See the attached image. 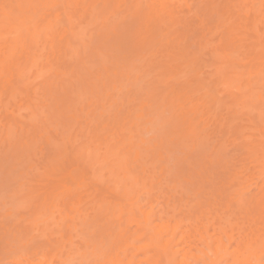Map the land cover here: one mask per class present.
I'll list each match as a JSON object with an SVG mask.
<instances>
[{
  "label": "rangeland",
  "instance_id": "1",
  "mask_svg": "<svg viewBox=\"0 0 264 264\" xmlns=\"http://www.w3.org/2000/svg\"><path fill=\"white\" fill-rule=\"evenodd\" d=\"M9 1L0 0V7L6 12L11 10ZM254 1L169 0L166 3L173 25L181 30L182 36L185 33L187 37L191 32L188 36L189 43H194L190 48L194 66L189 80L204 78L203 84L197 85L199 91L186 92L181 99L172 91L186 89L189 83H185V78H177L172 67H167L162 56H166L168 47L153 50L152 44L139 45L136 25H132L137 14L146 17L151 13L147 8L149 0H59L51 11H38L41 15L35 18L40 29L36 44H18L33 32L32 25H24L18 28L20 37L13 49L7 47L14 33L10 32L11 26L4 24L0 31V64L6 70L12 65L20 69L12 67L9 76L4 74V69L0 75V264H14L20 257L31 264H40L42 254L48 260L53 259V264H131L133 261L146 264L153 252L146 250L136 255L134 248L147 246L153 240L164 243L167 237L156 234L155 224L160 228L175 224L179 212L188 210L196 215L209 211V218L216 217L218 242L221 239L225 249L240 240L239 232L261 236L253 245L264 239L262 222L254 226L251 220L260 209V203L254 207L251 198L257 193V185L264 190V167L257 164L254 153L246 152L253 143L258 144L256 140L264 132V80L248 81L245 65L250 55L248 45L252 44L251 48L256 50L260 42L264 43V7L253 9ZM224 4H233L239 18L232 9L222 11L220 16L211 11L213 5L221 8ZM56 14L63 17L67 14L69 21L62 17L59 23L48 25ZM252 26L257 31L255 38L249 32ZM49 29L55 41L56 34L64 32L61 37L64 44L56 45L57 40L53 50L48 49V40L43 43ZM125 35L129 36L130 46L134 44L137 49L139 46L138 50L132 46L136 52L133 51V58L126 52L131 47L109 51L116 38H126ZM239 37L245 39L244 50L239 47ZM96 46H101L104 54L111 57L97 55ZM216 51L221 57L218 62L212 55ZM125 54L127 58H123ZM127 60L130 63L126 67ZM104 66L110 67L108 76L102 73ZM51 89L57 92H52L53 95ZM71 91L77 94L73 96ZM213 96L218 100L217 107L209 101ZM57 107L62 112L68 108L67 114L56 111ZM74 107L81 108L80 113L75 109L73 112ZM75 111L79 116L73 121ZM137 112L149 114L142 119ZM147 118L152 122L144 124ZM190 122L193 133L175 139V133L189 127ZM47 139L52 140V145ZM55 143L61 151L58 160L51 159L55 151L51 147L58 148ZM89 145L97 154L92 168L101 173L102 187L88 178L91 168L87 162L83 166L87 174L81 175L84 181L68 189L51 188L53 185L47 180L64 178L70 153ZM157 150L162 154H155L159 153ZM217 159L222 163L220 167L214 163ZM207 172H213L210 184L206 181ZM202 173L207 174V179L200 178ZM133 178L136 184L129 199L122 200L123 212L119 216L108 214L109 209L98 213L100 204L105 207L117 204L113 201L117 199L114 188L121 185L120 181L131 186ZM236 179L245 195L229 205L228 200L237 199L233 194L238 188L234 186ZM100 188L103 189L98 191ZM198 188L202 192L195 197ZM137 196H141L139 205L145 213L154 206H164V221H152L149 228L144 226L135 210ZM199 200L202 206L198 209ZM72 204L77 210L69 209ZM66 210L67 221L60 223ZM231 236L236 241L229 240ZM111 241H114L113 252L108 251ZM96 251L104 252L100 259L93 258ZM110 254L113 259L107 257Z\"/></svg>",
  "mask_w": 264,
  "mask_h": 264
},
{
  "label": "bare ground",
  "instance_id": "2",
  "mask_svg": "<svg viewBox=\"0 0 264 264\" xmlns=\"http://www.w3.org/2000/svg\"><path fill=\"white\" fill-rule=\"evenodd\" d=\"M168 1L169 0H152V1L149 0V6H147V8L151 11V13L147 14L146 17H143L140 14H137L136 16L133 17V24L132 25H136L135 26L136 29H137L136 30L137 31L136 34H139V36L137 37L139 39V45L142 46V45H146V44H150V45L152 44L153 45L152 46L153 50L155 48H157V47L160 48L161 46H163L162 48H164V49H166L167 47L169 48V49L168 48L166 49V51H168L166 56H162V58L164 60L166 59L165 60L166 64L169 65L167 67H172L171 71H173L174 75H176L177 78H185L186 79L185 83L186 84L189 83L186 89L180 88V89H178V91H172V93H175V95H177L181 99V97H183V95H185L186 92H197V91H199L198 90V88H199L198 86L203 84V80L202 79H204V78H202L200 80V79H198L200 77L199 76L193 82H192L191 79L189 80L190 76H192L191 70H192V68L194 66L193 63H192V62H194L193 61L194 54H193V52H191L192 50L190 48H192L191 45H193L194 43L193 44L189 43V40H190L191 37L188 36V35H191L190 34L191 32L188 33V31H187V33H188L187 34L188 39H187V37H185L186 35L184 33L185 30L184 31L182 30L183 33H184V37H183L182 36L183 34H181L182 32L180 33L181 30H178L177 27H175L173 25L174 22H173V20L171 18V14H169V11L166 8V3ZM58 2H59V0H10L9 1V5H10L11 10L9 12H6L4 7H0V15H1L0 31H2V28L4 27V24L7 23V25L11 26V31L10 32L14 33V35L12 36L11 45H9L7 48H12L13 49V47H16V45H17L16 41L20 37L18 28L21 27V26H24V25H27V26H29V25L31 26L32 25L31 27L33 29V32H32V34H30V38L25 39V40L24 39H20L18 44L20 45V44H22V42H24L26 44H30V43L34 42L36 44V42L39 39V34L38 33H39L40 29H37L36 22H35L36 19L35 18L37 16L41 15V14L38 13V11L42 10V9H43V11L44 10L45 11L46 10H50L51 11V9H53L56 5H58ZM112 4L115 5V2H112ZM214 5H213L211 11H215L217 16H218V14L220 16L222 11H226L227 10V11L231 12V9L233 10V4L232 5L231 4L225 5L224 4L221 8H217L218 5H216V6H214ZM252 6H253V9H260V8L264 7V0H255L254 2H252ZM62 9H63V11L67 10V7H66L65 4H63ZM29 11H30V13L28 14ZM55 11H57V8L55 9ZM257 12H258V10H257ZM222 13H224V12H222ZM43 14H44V12L42 13V15ZM234 15H236L237 18H239V14L236 13L235 11H234ZM54 17H55V19L52 20L48 25L52 24L53 22L55 24H57V22L58 23L60 22L59 19L62 20L64 17H67V20L69 21V17H68L67 14L64 17H63V15L56 14ZM227 20H224L223 22H228V21H229V23L232 22V19L230 21V18H229L228 21ZM168 24H170V25L168 26ZM48 25H47V27H48ZM178 28L180 29L181 27H178ZM229 28L231 29V27H229ZM250 28H251V31L249 30V32L251 33L253 38H255L256 35H255L254 32H257V31L255 30L254 26H252ZM230 29H229L228 32L232 31V29L231 30ZM133 31H134V27H133ZM65 32H68V30L65 31ZM107 32L108 31H106L103 35H105ZM51 33H52V29H49L45 33L44 37H45L46 40H44L43 43H45L48 40L47 42L50 43V45L48 46V49H52L53 50L57 40H58V44H56V45L60 46L61 44H64V40H63V38H61V37H63L64 32H60V33L56 34V36H55L56 41H55V39L53 37L54 35H52ZM48 35H52V36L48 37ZM231 35H236V34L235 33H233V34L231 33ZM125 37L126 38H118L117 37L116 40L113 43V46H111L109 51H111V52H114V51L119 52V51H121V49H126L127 50L129 47H131L126 52L129 55L131 54V58H133V54L136 53L135 50L137 49V47L135 48L134 44H132L130 46L129 45L130 44L129 43V41H130L129 36L125 35ZM57 38H59V39H57ZM244 42H245V39L243 37H239L238 38L239 47H243V50H244V48L245 49L247 48L246 45L244 44ZM247 42H249V40ZM135 44H137V43H135ZM251 45H248L249 48H247V49H248V53L250 55H248L247 62L245 63V65H247V70H248V81H263L264 80V43L260 42L259 43V47L256 48V50H253L251 48ZM20 46H23V45H20ZM132 46H134L135 50H134V48H132ZM141 46H140V49H141ZM42 47L44 48L45 46L43 45ZM96 48L99 50L97 55H105L107 59H109V57H111V55H109V54H104L101 46L100 47L96 46ZM138 49H139V46H138ZM143 49H142V51H143ZM164 49H163V51H164ZM151 51L152 50H148V52H151ZM157 51L153 55L157 54ZM159 51L161 52V50H159ZM159 51H158V53H159ZM145 52L147 54V51H145ZM186 53L189 54L188 55L189 57L188 58L186 57V59H184ZM212 55H213V59L217 60V62H218V59L221 58L218 55L217 51L214 52V54H212ZM123 56H124L123 58H127L126 54L123 55ZM143 56H145V54L144 55L142 54V57ZM129 61H130V59H129ZM129 61H128V63H125V61H124V64H126L125 65L126 67L130 63ZM4 67L5 66H4L3 63L0 64V75L2 73L1 71H3L5 69ZM12 67L15 68V70L17 68H19L18 65H12V66L8 67L7 70L5 69L3 71L4 74L7 75L9 73V75H10L9 71L13 70V69H11ZM101 69H102V73L104 74V76H108L107 73L110 72V67L109 66H104V67H101ZM195 69L197 70V68H195ZM216 74H218V70H217ZM9 75H7V76H9ZM196 75H197V73H196ZM224 83H225V81H224ZM113 88H114V86H113ZM207 88H209V87H207ZM117 90H120V89L117 88ZM50 91H51V93L52 92H54V93L57 92V91H54L52 89ZM13 92H14V90H13ZM54 93H52V94L54 95ZM71 93L73 94V96H75L77 94V93H75V91L74 92L71 91L70 94ZM94 93H96V92L94 91ZM209 96H210V93H209ZM209 101L213 102V104L216 105V107H217V105H218L217 98H215L214 96L210 97ZM67 109L68 108H66V110H64L65 112H62L61 109L59 107H57L56 111H60V113H62V114H67V112H68ZM71 109L74 112L75 107L71 108ZM80 109L76 108L75 110L79 112ZM69 111H71V110H69ZM76 111H75V113H73L72 118H71L73 121H75L76 118H78L79 113H80L79 112L78 114H76ZM137 113H139V112H137ZM148 114H149L148 112H146V113L145 112H140L139 116H141V118L143 119L144 117L146 118L148 116ZM60 118L62 119V117H60ZM137 118H139V117L137 116ZM148 118L144 121V124H148V123L152 122ZM259 119H260V121H262V118H259ZM71 124L72 123H70V125ZM191 126H193V122H190L189 127H186L184 129H182V131L180 130L177 133H175V139L176 138H183L184 135L187 136V135L193 133V130H192ZM70 137H71V135H70ZM50 139H47L46 142L50 143V145H52L51 144L52 140L49 141ZM52 139H53V137H52ZM257 139H259V140H256V141H259V142H257L258 144L253 143L248 149H246V152L247 153H254L255 154L254 157H255V160L257 161V164H260L262 167H264V132H263V134L261 136H258ZM159 140L163 141V139H159ZM24 145L26 146L27 150H29V148H30L29 145L27 144L29 148L27 147L26 144H24ZM45 145H49V144H45ZM55 145H56V147L58 146V148H55L54 145L51 147L52 150L53 149L55 150L53 152V155H52L51 159L58 160L60 158V154H61L60 152L61 151H60L59 145H57L56 143H55ZM139 147L140 146H138L137 148H139ZM31 149L29 151H32ZM129 150H128V152H129ZM157 151L159 153L155 152V154H158V155L162 154V152H160V150H157ZM28 153H30V152H28ZM62 154H63V152H62ZM70 154L72 155V156H70L71 159L66 161V162L69 163L68 166H67L69 169L65 170L66 172L64 171L65 172L64 178H63V176H60V179H58V180L57 179L53 180V179H50V178L47 180V182H50L51 185H53V186H51V188L55 187L57 189L56 190L54 189V190L57 191L58 189H68V187H71L72 185H75V184H76L75 186H77L83 180L81 175H84V173H85V171H84L85 168H83V166L87 162H89L88 166L91 168V173H90L88 178L93 182V184L95 183V185H100L101 186V182H100L101 181V179H100L101 173L100 172L99 173L98 172H94L95 169L92 168V166L95 164V160L97 159L96 158L97 154L93 153V151L91 150V145L84 146L82 148L79 147L75 151L74 154L73 153H70ZM135 156L138 157V155H135ZM121 159H122V157H121ZM217 161H218V159L214 163L217 164L218 166L220 164H222L220 161L219 162H217ZM210 164L213 165V163H210ZM205 165H207V164H205ZM85 167H86V165H85ZM87 169H86V172H87ZM197 170H195V172ZM199 170H198L197 173H199ZM202 171L205 172L204 170H202ZM76 172H78L77 174H79L81 178L78 177L79 175L78 176H74V173H76ZM213 172L211 174L207 172L208 175L202 173L203 174L202 177L200 175H198V176H200L201 179L202 178L205 179L206 175H207L208 180H206V181H207L208 184H210L212 182L213 177H214V176H212ZM217 173L214 172V174H217ZM85 174H87V173H85ZM188 175H189V173H188ZM83 178H84V176H83ZM76 179H78V181ZM125 179H129V178L125 177ZM133 181H134V183L133 184L131 183L132 184L131 186H129V183L127 184L125 181H120L121 185H118L116 188H114V191H116L115 192V196H117V199L115 197H114L115 198L114 200L112 199L113 201L116 200L118 203L116 202L117 204H114V206L111 205L112 207H110L109 205H107L108 207H105V206H103V204H100L98 206V208H97L98 209V213L99 212L104 213V211H107L109 209L108 210V214L113 215L114 213H117V216H119L123 212V208L121 206L122 200L124 202L125 200L129 199V197L132 195V192H133L132 189H133L134 185L136 184L135 178H133ZM85 182H87L86 179H85ZM55 183H57V184H55ZM117 183H119V181ZM234 186H238L237 179L234 180ZM103 188L105 189V185L103 186ZM103 188H100L98 191H100ZM256 190H257V193H255L253 198H251V202L254 201V203H255L254 207L257 206L260 203L259 206H258L260 209L257 210L258 213L255 214V218L252 217L251 220L255 224L254 225L252 223L254 226L259 225V223H261V222H262V225L264 226V203L261 204V201H264V190L262 188H259L258 185L256 186ZM104 192H102V193L98 192V194H103ZM201 192L202 191H201L200 188H198L197 191H194L195 197L199 196L201 194ZM233 194L237 196V199L236 200H233V199L228 200V204L229 205L232 204V203H237L245 195V193L243 192V188H240L239 186H238V188H236L233 191ZM56 195H57V193H56ZM227 195H230V193L227 194ZM97 196L98 195H96V197ZM135 199H136L135 200V202H136V209L135 210H137V213L143 219L141 221V223L144 226L148 227L151 224L152 221L153 222H157L158 221V222H161V223L164 221L163 220V215H162L163 212H164V210H163L164 206H159V208H158V206H154L153 209H155L157 207L159 209V211H158V209L156 210L157 212L154 211L153 209H151L150 212L145 213V212L142 211V209H143L142 206L139 205V203H140L139 199H141V196L140 197L137 196ZM102 202H104V200ZM111 204H113V203H111ZM137 204L139 206H137ZM196 204L198 206V209L202 206V205H200V200L197 201ZM68 207H69V209L70 208L71 209L74 208V211H75V209L77 210V206L74 207V204H72V205H70ZM179 211H181V210H179ZM189 212H190V210H188V212H185V211L179 212L180 213L178 215L179 219L175 222V224H172V225H168L167 224V225H164L163 228H160V226L158 224H155L156 234L158 236H160L161 234H164L167 237V240L164 243L163 242L157 243L156 241L153 240L147 246L134 248L135 254L137 255V254H139L141 252H146V250H151L153 252V254H152V256H150L148 258V260L145 261L146 264H264V261H263V258H264V247H263L264 239L258 240L259 243L253 245V243L256 242L257 238L258 237L260 238L261 236H258L256 238V237H252L250 232H248V233L245 232L242 235H241V232H239V237L238 238L240 240L237 241V243L234 246L230 245L229 248L225 249L222 246L221 239H219V242H218V227H215V225H218V222L215 223L216 222V217L212 218V216H211V218H209L208 217V214H210L209 211H207V212L201 211L202 213L200 212L197 215L193 214V213L191 214V212L190 213ZM259 213L261 215L260 218L258 217ZM68 214L69 213L67 211V213H65L64 216H62L60 218V220H61L60 223L67 221V218L69 216ZM127 214L128 213H126V215ZM129 217H132V216L129 214ZM47 219L48 218H46V220ZM131 219H130V221H131ZM256 221H258V222H256ZM139 222H140V219H138V223ZM256 223H258V224L256 225ZM56 224H57V222H56ZM262 228L264 230V227H262ZM221 232L225 236L224 229H221ZM179 233H181L182 235L178 236ZM262 235L264 236V234H262ZM230 239L232 240V242L236 241V239H234L233 236L229 237V240ZM111 242H112L111 245H109L110 246L109 250H108L109 252H113L114 251L112 249L114 241H111ZM192 250H195V252H193ZM103 254H104V252L99 254V251H96L93 254V258L100 259L101 256H103ZM107 257L109 259H113L112 258V254H110ZM133 258H135V256H133ZM12 261H14V259ZM22 261H25L27 263L28 259L20 257L19 259L14 261V264L15 263H23ZM47 262H49V264H53V259L52 260H50V259L48 260V259H46V254H42V257H41V260H39V263L40 264H46ZM27 264H31V263L28 262ZM131 264H137V263H135L133 261V262H131Z\"/></svg>",
  "mask_w": 264,
  "mask_h": 264
}]
</instances>
